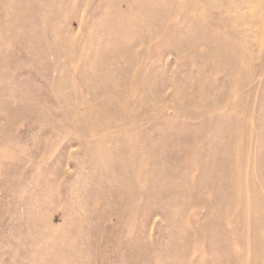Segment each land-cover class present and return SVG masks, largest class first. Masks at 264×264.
I'll return each mask as SVG.
<instances>
[{
	"label": "rangeland",
	"instance_id": "374dc122",
	"mask_svg": "<svg viewBox=\"0 0 264 264\" xmlns=\"http://www.w3.org/2000/svg\"><path fill=\"white\" fill-rule=\"evenodd\" d=\"M0 264H264V0H0Z\"/></svg>",
	"mask_w": 264,
	"mask_h": 264
}]
</instances>
